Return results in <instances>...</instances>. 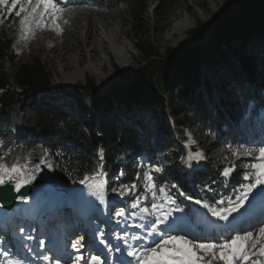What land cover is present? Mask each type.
Listing matches in <instances>:
<instances>
[{"label": "trees", "instance_id": "obj_1", "mask_svg": "<svg viewBox=\"0 0 264 264\" xmlns=\"http://www.w3.org/2000/svg\"><path fill=\"white\" fill-rule=\"evenodd\" d=\"M225 1L229 8L190 29V41L180 49L166 48L163 55L153 43L134 44L142 60L136 62L133 76L120 73L105 95L96 92L95 81L87 80L79 95L67 98L74 101L73 108L63 103V92L51 85L50 72L39 59L18 65L11 77L6 75L5 65L17 55L14 36L0 32V156L8 164L33 165L35 158L46 159L51 175L65 186L77 184L85 171L102 163L112 198L119 196L112 188L130 184L141 170L157 165V183L169 189L183 210L188 211L189 202L180 193L209 203L224 198L227 206V198L235 199L233 190L240 188L242 176L239 171L228 178L220 175L234 162L228 146L253 147L264 129L251 120L264 111V27L260 26L264 0ZM72 5L90 11L95 19L125 12L137 20L147 10L146 0H80ZM249 10L255 15H248ZM209 28L206 39L197 42ZM251 30H256L252 39ZM173 70L175 75L169 78ZM111 98L124 105L127 116L109 122L105 114L95 113L88 129L83 122L87 101L88 107L104 113L113 108ZM135 106L155 116L158 124L150 127L140 116L134 117ZM165 115L171 122L160 127ZM191 127L204 134L211 150L223 153L208 170L188 166L183 144ZM137 191L142 193V184ZM134 198L135 194L115 201L129 209Z\"/></svg>", "mask_w": 264, "mask_h": 264}, {"label": "snow or ice", "instance_id": "obj_2", "mask_svg": "<svg viewBox=\"0 0 264 264\" xmlns=\"http://www.w3.org/2000/svg\"><path fill=\"white\" fill-rule=\"evenodd\" d=\"M68 3H71V0H0V15L4 8H7L9 15L15 11V15L20 17V38L27 41L33 38L35 29L50 28L57 34L62 33L63 28L59 21ZM17 8H19L18 11ZM64 22L67 23V21ZM190 142L195 143L194 140ZM185 147L188 145L186 144ZM228 147L231 149L234 162L225 167L220 175L228 178L238 171L242 173L238 181L240 188L233 190L235 199L227 198V206H224V198L214 203L195 200L196 204L207 209L220 221H229L233 214L239 215L245 209L247 202L253 199L259 198L261 202H264V140L260 141L258 148H250L243 144L234 149L231 145ZM44 152L47 153V149H44ZM99 156L103 158V149L99 150ZM203 159H205L204 155L196 152L189 156L188 166L191 167L192 160ZM41 164L52 167L47 164L46 159L33 164L30 168L28 161L8 164L5 158L0 156V186L11 185L15 192L20 193L25 185L32 184L36 179V174L41 170ZM104 176V166L100 163L91 172L85 171L83 178L79 180V183L87 189V192L81 190L79 196L86 203L85 219L89 225L92 215L99 210L89 197H95L100 205L106 203ZM141 184L142 193L137 191L141 188ZM12 188H9V191ZM111 191L123 198H132L135 194L134 201L130 205V215L141 220V223L134 227L143 229L144 236L140 233L130 234L121 230L123 235H117V243L112 244L111 233H105L102 229L98 231L93 229L94 242L98 241L100 245H103L99 254H96L93 244L87 246V255L82 253L81 249H84L86 245L85 238L81 236L71 242V249L77 253L74 257L67 248L63 250L62 257L54 258L43 253H37V255L42 256L45 261L54 259V264H62V261L63 264H108V252L105 251L108 249L121 253L123 258L120 259V264H133V261L135 264H264V220L258 221L255 226H250V229H233L235 234L230 232L228 235L213 237L210 240L196 236L188 238L187 234L172 235L170 233L176 230L175 222L170 219L172 210L176 212L184 210L180 208L178 200L172 197L169 189L157 183V178L152 172L141 170L136 180L130 184H121L119 188H112ZM149 195L151 201L148 205L141 206L139 201L147 200ZM179 195L185 196V199L190 201L193 199L192 196H186L184 193ZM0 199H3L2 191H0ZM15 199L27 202L29 197L20 194ZM127 215H129L128 208L122 207L115 212L117 221ZM161 225L164 227L161 228ZM26 231L23 226L19 227L20 233ZM27 238L33 239L32 236ZM130 240L133 243H129ZM145 240L148 242L145 243ZM120 241H123V245L119 243ZM50 243L53 246L48 248L45 240L40 239L38 247L49 253L57 251L56 241L53 239ZM3 255L7 257L10 254L5 250Z\"/></svg>", "mask_w": 264, "mask_h": 264}, {"label": "rangeland", "instance_id": "obj_3", "mask_svg": "<svg viewBox=\"0 0 264 264\" xmlns=\"http://www.w3.org/2000/svg\"><path fill=\"white\" fill-rule=\"evenodd\" d=\"M73 1L74 0H71V3ZM71 3L67 4L62 19L59 21L61 27L63 28L62 33L57 34L50 28L35 29L33 38L27 41L20 38V17H17L15 15V11L9 15L7 12V8H4L2 10V15H0V21H2L0 22V32H5L7 35L14 36V52L17 55L16 60L13 63H8L5 65L4 72L6 73V75L8 77H11L18 65L23 63L33 64L35 60L39 59L41 62H43L47 70L50 72L51 85L57 88L59 91L63 92L65 101L63 103L68 104V108H73L74 101H70L67 98H75L79 93L74 92H79L80 88L86 83L87 80L95 81L98 88L96 92L101 95H105L109 93L114 84L119 81L120 73H126L130 76H133L134 72L137 69L136 62H140L142 60L139 52L137 51L138 48L133 46L134 44H137L139 46V44L145 45L146 43H153L154 45H157L159 51L163 55L165 54L166 48L173 47L176 49H180L189 43L190 39L188 37V33L190 29L194 28L197 24H201L205 21L213 19L229 8V4L225 0H146V13L137 20L132 19L125 12L119 14L110 12L107 13L104 19L99 20L91 16L90 11L79 6L70 5ZM216 5L217 11L213 14V10ZM16 10L18 11L19 8H17ZM204 14L207 17H203L202 15ZM248 15H255V11L249 10ZM64 21H67V23H65ZM89 21L93 25V27L98 30L99 39H105V46L108 53H105V50H102L97 41H95L92 46L97 49L96 58L91 59L89 55L82 57L81 64L77 67V70L75 69V71L79 72V75L73 78L74 81L72 80L71 83L68 84V80L64 76L72 73V70L61 68V65L64 61L61 60V56L57 58L55 55H53V53H51L50 49L48 48V42L54 40L56 47L59 48L60 51H62L66 60L74 59L76 61V59L79 57V54L81 53V50L83 49L81 43V39L83 37L82 33L86 23ZM185 23L188 24V27L184 31ZM107 24L119 25V27H121L125 31L126 37L122 36V40L125 41V47L127 51L123 52L122 57L127 59V61L129 62L130 66L128 68H125L120 62V55L116 53L113 44H111L112 39L107 40L106 38V35L108 34L107 30H109V26ZM260 26L264 27V24L261 22ZM112 27L115 28L114 26ZM255 31L256 30H251L250 32H248V36L250 39L254 38L253 32ZM208 34L209 31L206 30L202 35L198 37L197 42L206 39ZM100 67H102V70L100 69ZM174 71L175 70L171 71L169 78L175 75ZM132 78L133 77L127 79V81H130ZM151 96H148V100L151 99ZM110 101L113 104V108L111 110H108V112L104 111V113L99 108L93 109V106L91 105L88 107L89 101H87V116L85 118L86 120L84 121L89 124V121L93 118L92 116L95 113L105 114V118L109 122L122 120L126 110H123L122 107L117 104L112 98ZM106 104L109 103H105V105ZM133 111L135 117L138 118L140 116V118L144 119L148 126L153 127L155 124H158L156 117L153 115H149V112H141V110L137 106L134 107ZM168 120L169 119L164 116L162 118L163 122L160 123L159 126H163L168 122ZM185 132L187 135V140L183 144V147L188 153V158L190 155L196 152H201L205 157V159L203 160H192L191 166H195L197 164L199 165L203 162L204 165L207 166L206 163L209 160H215L218 155L223 158L222 151L211 150V148L209 147L210 143L207 141V139H205L203 133L197 131L196 127H191ZM192 140H194L195 143H191L190 141ZM186 144L188 145V147H185ZM178 147L179 145L177 144V149ZM190 147H193V149H190ZM175 154L176 150L173 149V155ZM36 163H40V160H36L35 164ZM31 166L32 164H29L30 168ZM40 167L41 170L36 174V179L32 184H30V186L32 187V192L34 191L38 194L40 193L39 198L35 199V201L33 202H28L26 204L28 206L27 209H25L26 207H24V205H22V203L17 200V203H15L16 206L14 207L15 211L11 214L16 215L17 213H19V211H27V213L31 216H29L28 218L31 220L35 219L34 217H36V214L38 216L37 219L47 218L48 216L52 215L49 210L50 208L48 204L51 205L56 202V200H54V196L56 195V193H61V190H65L66 192L73 191L75 193V199L73 201L74 203L78 201L77 198L79 197V193L77 192V189L81 187V184L73 188L64 187L65 185H63L59 180L51 175V169L49 167L45 166L44 164H41ZM155 167H151L152 169L150 168V170L152 172H155L153 170L158 168ZM258 199L259 198H256L247 202L245 209L239 215L233 214V216L230 217L229 221H224L225 225L223 226L222 230L216 232L213 237H222L224 235H228L230 232L231 234H235V232L232 231L228 227V225H231L232 222L239 219L242 215H244V218H247L250 216V214H252V211L258 212V210H260V207H262V204L259 205L261 201ZM257 200L258 203L253 206L255 208L253 209L252 205H254ZM149 201H151V197ZM55 205H57V203ZM195 206L201 205L196 204L195 202L192 203L190 214L187 216L182 214L181 212L172 210V216L170 219L175 220L177 218L175 224L180 223V220L182 219L186 222H190L191 220L188 219L194 218ZM247 210L249 212H247ZM0 212H2L1 207ZM33 214L34 217H32ZM3 218L4 217H2V214H0V220L3 221ZM112 218L114 221L118 222L115 218V214L112 216ZM137 219L139 218L132 217L129 220L126 219L128 224L124 223V218L120 219L117 224L113 225L111 234L118 235L119 230L132 231L134 225H137ZM238 222H240V220ZM78 225L79 223L76 222L71 228V232H74ZM255 225L244 221L239 225V228L250 229V226ZM160 227L163 228V225H161ZM172 235L181 234L172 233ZM196 237L204 238L199 234ZM213 237H209L208 239L210 240ZM115 241L117 243V240Z\"/></svg>", "mask_w": 264, "mask_h": 264}, {"label": "bare ground", "instance_id": "obj_4", "mask_svg": "<svg viewBox=\"0 0 264 264\" xmlns=\"http://www.w3.org/2000/svg\"><path fill=\"white\" fill-rule=\"evenodd\" d=\"M216 11H217V5L214 7L213 14L216 13ZM202 16L203 17H207L205 14L202 15ZM185 24H184V31L188 27V24L187 23H185ZM111 25L114 26L115 28H113ZM108 26H109L108 27L109 30H107V33L108 34L106 35V38H107V40L112 39V43L111 44H113L114 50L116 51V53L118 55H120L119 56L121 58L120 59V62L123 64V66L125 68H128L130 66L129 62L127 61V59H125V58L122 57L123 56L122 55L123 52L127 51V49L125 47V41L122 40V36L126 37L125 36L126 35L125 34V31L121 27H119V25L109 24ZM82 35H83V37L81 39V43H82L83 49L81 50V53L79 54V57L76 59V61L74 59L66 60L64 54L62 53V51H60L59 48L56 47V44H55V41L54 40L48 42V48L50 49L51 53H53V55H55L57 58H59L61 56V60L64 61L63 64L61 65V68L62 69H67V70H69V69L72 70V73H69L68 75H65L64 76V77L67 78L68 84H70L72 80L74 81L73 78H75V77H77V75H79V72L78 71H75V69L77 70V67L81 64L82 57H84L86 55H89L91 59L92 58L93 59L96 58V56H97V54H96L97 49L92 46L95 43V41H97L98 45L100 46V48L102 50H105V53H108L107 50H106V46H105V44H106L105 43V39H99V32H98V30L96 28L93 27V25L90 23V21L86 23ZM100 69L102 70V67H100ZM104 85H106V84H104ZM81 190H84L85 192H87V189L85 188L84 185H81V187L77 189V192L80 193ZM78 193H77V197H78ZM39 195H40V193L38 194V193H36V192L33 191V192H31L29 194V196H28L29 199H28L27 202H24V201H20V202L22 203V205H24V207H26L25 209H27L28 206L26 204L28 202L35 201V199H38L39 198ZM54 200H56V202L54 204L49 205L50 209H52V207L56 203L57 204L59 203V201L56 198H54ZM77 200L80 201V202H78V201L77 202L80 203V204L82 203L84 205L85 209H86V207H87L86 206V203L80 198V196L77 198ZM89 200H92L95 203V205H96L97 208H98V206H101L99 204V201L96 200L95 197H89ZM257 203L258 202H256L254 205H252V208L253 209H255L253 206H255ZM260 204H262V203L260 202L259 205ZM3 212H5V210H2V213ZM251 213H256V211H252ZM26 214H27V211L26 212L19 211L18 217H21V218L22 217H27V216H25ZM9 216H12L11 213L9 214ZM32 217H34V215ZM27 220H30V219L27 218ZM5 221H7V218H3V221L0 220V224H2ZM180 221L182 223H188L189 222V221L186 222L183 219L180 220ZM180 221H178V222H180ZM181 222L175 224L176 228H180L179 224H182ZM27 229L30 230L29 227ZM69 234L71 235L72 233H69ZM121 245H123V244H121ZM133 264H135V262H133Z\"/></svg>", "mask_w": 264, "mask_h": 264}, {"label": "water", "instance_id": "obj_5", "mask_svg": "<svg viewBox=\"0 0 264 264\" xmlns=\"http://www.w3.org/2000/svg\"><path fill=\"white\" fill-rule=\"evenodd\" d=\"M9 188H12V186L11 185L0 186V191H2V195H3V199H0V203L5 209H10L13 206L15 197L17 195L20 194L28 195L31 190L30 185H25L24 188L21 189L20 193L14 192L13 188L11 191H9ZM9 197H11V199Z\"/></svg>", "mask_w": 264, "mask_h": 264}]
</instances>
